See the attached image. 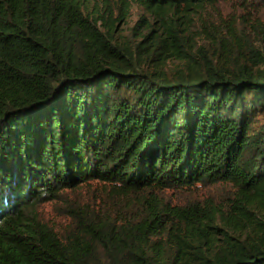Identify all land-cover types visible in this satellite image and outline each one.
Returning a JSON list of instances; mask_svg holds the SVG:
<instances>
[{
	"label": "trees",
	"instance_id": "obj_1",
	"mask_svg": "<svg viewBox=\"0 0 264 264\" xmlns=\"http://www.w3.org/2000/svg\"><path fill=\"white\" fill-rule=\"evenodd\" d=\"M223 2L0 0V264H264V0Z\"/></svg>",
	"mask_w": 264,
	"mask_h": 264
},
{
	"label": "rangeland",
	"instance_id": "obj_2",
	"mask_svg": "<svg viewBox=\"0 0 264 264\" xmlns=\"http://www.w3.org/2000/svg\"><path fill=\"white\" fill-rule=\"evenodd\" d=\"M220 4L222 5L221 8H222L224 14L232 11V8H230V5L228 3H224L223 0H220ZM143 13L144 12L140 7L134 6V10L132 11L131 16L127 19L126 24L124 22L121 25H119L120 26V32L123 35H128L130 26H132L134 24V22L136 21L137 17ZM144 15H145V17H148L147 14L144 13ZM263 19H264V14H263ZM169 197L170 196L168 195V198ZM55 206H56V203L44 204L43 205V211H44L45 217L48 220H50L51 224L60 225L64 222V220L61 217L56 215ZM56 228H58V227H56Z\"/></svg>",
	"mask_w": 264,
	"mask_h": 264
}]
</instances>
